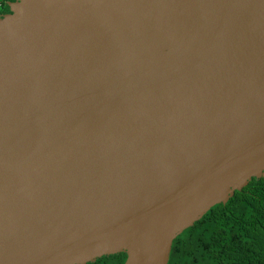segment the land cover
<instances>
[{
    "label": "water",
    "instance_id": "95a60500",
    "mask_svg": "<svg viewBox=\"0 0 264 264\" xmlns=\"http://www.w3.org/2000/svg\"><path fill=\"white\" fill-rule=\"evenodd\" d=\"M8 4L0 264H168L264 177V0Z\"/></svg>",
    "mask_w": 264,
    "mask_h": 264
},
{
    "label": "trees",
    "instance_id": "16d2710c",
    "mask_svg": "<svg viewBox=\"0 0 264 264\" xmlns=\"http://www.w3.org/2000/svg\"><path fill=\"white\" fill-rule=\"evenodd\" d=\"M9 1L0 0V15L10 12ZM126 258L119 252L87 264H124ZM168 264H264V177H253L177 236Z\"/></svg>",
    "mask_w": 264,
    "mask_h": 264
}]
</instances>
